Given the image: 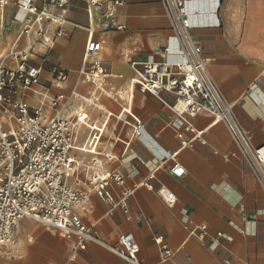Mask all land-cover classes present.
Listing matches in <instances>:
<instances>
[{
    "label": "crops",
    "instance_id": "1",
    "mask_svg": "<svg viewBox=\"0 0 264 264\" xmlns=\"http://www.w3.org/2000/svg\"><path fill=\"white\" fill-rule=\"evenodd\" d=\"M17 1L8 0L0 13V60L11 47L26 45ZM45 1L33 4L41 7ZM184 1L209 77L233 104L253 144L262 145L264 0ZM63 8L61 15L56 5L48 6L63 19L46 22L45 37L53 41L48 46L38 42L32 50L29 63L41 73L25 100L36 108L42 97L62 94V104L57 110L45 109L46 117L55 111L70 119L86 114L87 125L75 130L70 155L77 166L67 176V185L89 192L92 174L110 172L125 176L122 186H108L116 201L130 191L112 210L89 192L73 212L104 244L115 246L119 236L132 233L139 264H264V192L225 124L213 123L202 112L179 126L169 108L171 95L161 94L164 104L129 86L132 63L162 60L159 48L173 35L161 0H103L91 16L86 0H68ZM89 29L98 44L96 58L106 70L99 82L79 75ZM57 30L62 36H56ZM53 67L68 71L64 83H53ZM132 117L143 128L141 139L134 135L137 123ZM196 132L202 141L193 138ZM167 155H174L185 169L182 177L168 174L173 162H162ZM159 189L174 194L172 205ZM200 226L206 229L203 238L197 236ZM12 233L10 243L0 247V264H130L95 243L87 244L85 251L72 250V241L33 220H21ZM160 237L172 252L167 260H161L155 242Z\"/></svg>",
    "mask_w": 264,
    "mask_h": 264
},
{
    "label": "built area",
    "instance_id": "2",
    "mask_svg": "<svg viewBox=\"0 0 264 264\" xmlns=\"http://www.w3.org/2000/svg\"><path fill=\"white\" fill-rule=\"evenodd\" d=\"M103 0H86L88 14L98 8ZM68 0H48L41 7H36L34 0H18V11L32 17L24 24L20 35L26 39L22 49L11 47L6 57L0 60V247L6 246L13 238L14 227L23 219L37 222L49 231H54L67 241H72V250L85 251L87 244L95 243L108 249L122 261L139 264V248L132 233L118 237L117 245L104 244L96 232L85 226L73 207L83 205L89 192L99 196L114 209L122 205L130 191L122 192V199L116 201L108 190L110 183L122 186L125 176L119 173H94L87 183L89 192L74 189L65 183L67 176L74 173L77 164L70 152L74 149L75 130L79 125H87L86 114L79 113L74 119L64 118L55 111L46 117L45 109L57 110L64 101L62 94L42 97L38 107L29 106L25 96L39 83L41 70L30 65L33 48L36 43L48 46L53 39L45 37L46 22H59L63 16L48 10L49 5H56L63 15L64 5ZM8 0H0V13L4 11ZM118 5V2L114 5ZM164 12L170 23L173 35L166 46L159 48L162 60L155 62L132 63L134 76L129 86L139 87L165 103L161 94L174 98L170 110L178 125L187 124V118H193L202 112L208 113L213 123H224L233 137L240 154L249 164L264 192V142L255 146L246 134L233 109V104L226 99L220 87L209 77L202 59V48L195 41L190 30L189 13L184 0H161ZM89 38L85 55L79 68V75L93 82H99L106 74L105 68L96 58L98 44ZM56 36H62L60 30ZM9 60L7 65L5 60ZM44 63V61H42ZM139 65V67H137ZM52 81L55 85L65 82L68 71L58 67L51 68ZM91 99L94 101L93 96ZM120 115L117 116L120 119ZM137 123L134 135L143 138V128ZM94 129V127H90ZM191 131H193L190 128ZM201 132L194 134V139L201 140ZM202 141V140H201ZM151 152H155L149 146ZM93 151V149H91ZM172 160L168 174L182 177L185 169L175 160L174 155L163 156L162 162ZM150 188V187H149ZM164 199L169 205L175 201L174 194L164 189ZM198 237L206 235L205 226H200ZM217 233V237H222ZM155 242L161 248V260H167L172 252L162 244V238Z\"/></svg>",
    "mask_w": 264,
    "mask_h": 264
},
{
    "label": "bare ground",
    "instance_id": "3",
    "mask_svg": "<svg viewBox=\"0 0 264 264\" xmlns=\"http://www.w3.org/2000/svg\"><path fill=\"white\" fill-rule=\"evenodd\" d=\"M22 17H21V20H20V22H21V24H22V26L24 25V24H27V21L28 20H30V21H32V17L31 16H29V15H24V13L22 12V15H21ZM15 17L17 18V16L15 15Z\"/></svg>",
    "mask_w": 264,
    "mask_h": 264
},
{
    "label": "rangeland",
    "instance_id": "4",
    "mask_svg": "<svg viewBox=\"0 0 264 264\" xmlns=\"http://www.w3.org/2000/svg\"><path fill=\"white\" fill-rule=\"evenodd\" d=\"M10 7H11V5H9V7L7 8V10H8ZM14 11H15V10H14ZM4 53H6L5 50H4ZM4 55H6V54H2L1 59H3L2 57H3Z\"/></svg>",
    "mask_w": 264,
    "mask_h": 264
}]
</instances>
